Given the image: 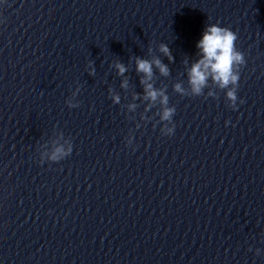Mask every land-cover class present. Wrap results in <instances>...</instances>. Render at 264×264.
Masks as SVG:
<instances>
[{"label": "clouds", "instance_id": "9594fccd", "mask_svg": "<svg viewBox=\"0 0 264 264\" xmlns=\"http://www.w3.org/2000/svg\"><path fill=\"white\" fill-rule=\"evenodd\" d=\"M237 34L228 27H221L218 24H208L203 32L202 38L196 47L200 50L202 58L194 63L189 71V84L194 95H200L202 89L206 86L209 78L219 85L221 88H227L229 85L234 87L227 92V97L235 105L236 88L239 86L240 79L239 69L245 64L244 54L236 47ZM171 60V54L167 45L161 44L160 49ZM153 65L159 69L162 75H168V68L159 59L151 61L142 58H136V71L143 73L144 76L140 83L144 85L145 98L155 102L160 98L162 105H167L168 97L163 90H157L150 82L153 76ZM116 69L120 75H123L127 69L124 64L116 63ZM94 70L90 69V74ZM127 82L122 84L126 87ZM175 90L182 92L183 89L179 84L175 85ZM115 102H119V97H113ZM243 103V101H241ZM134 107V105L132 106ZM175 109L165 107L161 119L168 121L173 116ZM169 134L174 133L173 128L168 129ZM71 151V149H69ZM66 155L62 147H57L51 159L57 160L61 156Z\"/></svg>", "mask_w": 264, "mask_h": 264}]
</instances>
